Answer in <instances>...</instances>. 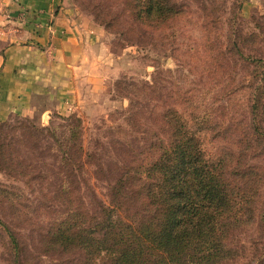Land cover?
<instances>
[{"label": "rangeland", "instance_id": "obj_1", "mask_svg": "<svg viewBox=\"0 0 264 264\" xmlns=\"http://www.w3.org/2000/svg\"><path fill=\"white\" fill-rule=\"evenodd\" d=\"M173 1L179 12L157 23L137 17V0H72L102 30L90 56L103 85L97 92H83L79 107L68 114L53 112L45 119L39 114H11L0 119L1 137L14 147L11 168L0 167V264H12L15 256L8 227L31 261L49 264L51 257L39 251V231L64 210L57 195L58 181L49 174L55 167L54 157L47 154L45 144L34 146L22 130L6 122L18 124L29 117L36 125L55 126L64 122L60 115L81 117L82 143L93 154L80 183L81 198L88 207L95 199L109 201V176L103 171L122 159L123 148L144 147L162 133L165 116L174 110L197 132L208 157L237 148L235 122H249L248 83L258 67L252 58L243 62L234 53L237 47L250 56L264 53L258 31V27L264 29V0ZM0 16L1 52L8 43L6 32H13L15 25L8 8ZM238 32L242 38L234 45ZM240 147L246 161L264 171V152L246 148L244 143ZM259 198L264 201V185ZM261 202L254 220L236 231L234 245L242 256L231 264H264Z\"/></svg>", "mask_w": 264, "mask_h": 264}, {"label": "trees", "instance_id": "obj_2", "mask_svg": "<svg viewBox=\"0 0 264 264\" xmlns=\"http://www.w3.org/2000/svg\"><path fill=\"white\" fill-rule=\"evenodd\" d=\"M173 4L137 0V17L158 23L179 12ZM258 31L264 43V29ZM241 38L238 32L233 44ZM236 49L239 59L252 58L258 67L248 83L249 122H235L237 148L208 157L197 132L174 110L170 117L164 115L162 133L144 147L123 148L122 159L107 171L95 163L109 176L108 202L95 199L88 207L82 201L81 174L93 154L82 143L79 115H60L64 122L55 126L36 125L29 117L18 124L6 122L34 146L45 144L54 157L49 174L58 181L64 210L39 231V251L51 257L49 264H231L242 256L234 245L236 231L254 220L264 185L261 166L247 162L240 147L244 143L264 152V53L250 56ZM12 151V142L0 134V167L11 168ZM8 233L15 253L12 264H35L12 228Z\"/></svg>", "mask_w": 264, "mask_h": 264}, {"label": "crops", "instance_id": "obj_3", "mask_svg": "<svg viewBox=\"0 0 264 264\" xmlns=\"http://www.w3.org/2000/svg\"><path fill=\"white\" fill-rule=\"evenodd\" d=\"M6 8L15 28L0 52V119L68 114L100 90L90 54L102 30L72 0H0Z\"/></svg>", "mask_w": 264, "mask_h": 264}]
</instances>
